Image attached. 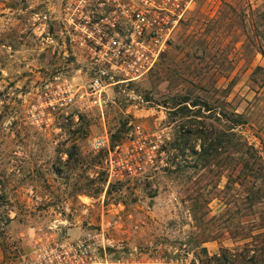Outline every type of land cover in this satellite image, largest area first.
Here are the masks:
<instances>
[{"label": "rangeland", "instance_id": "1", "mask_svg": "<svg viewBox=\"0 0 264 264\" xmlns=\"http://www.w3.org/2000/svg\"><path fill=\"white\" fill-rule=\"evenodd\" d=\"M61 3L0 0V264H264V0H200L102 110Z\"/></svg>", "mask_w": 264, "mask_h": 264}, {"label": "built area", "instance_id": "2", "mask_svg": "<svg viewBox=\"0 0 264 264\" xmlns=\"http://www.w3.org/2000/svg\"><path fill=\"white\" fill-rule=\"evenodd\" d=\"M199 2L62 0L55 19L61 24L62 34L70 47L78 50L85 66L93 70L86 88L93 105L102 110L109 87L138 82L152 72ZM136 129L141 132L140 126ZM92 147L95 151H107L110 176L117 175L113 164L118 159L113 153L121 146L113 147L111 139L105 135L95 139ZM128 169L133 173L137 171L130 166ZM90 239H83L73 248L62 244L52 246L40 257L43 256L45 264H71L76 254L93 258L101 253L94 246L86 247Z\"/></svg>", "mask_w": 264, "mask_h": 264}, {"label": "trees", "instance_id": "3", "mask_svg": "<svg viewBox=\"0 0 264 264\" xmlns=\"http://www.w3.org/2000/svg\"><path fill=\"white\" fill-rule=\"evenodd\" d=\"M234 125H235V126H238L239 124L235 123ZM111 141H112V143H113L114 139H113V140L111 139ZM112 146L114 147V145H112ZM8 219H9V218H8Z\"/></svg>", "mask_w": 264, "mask_h": 264}]
</instances>
